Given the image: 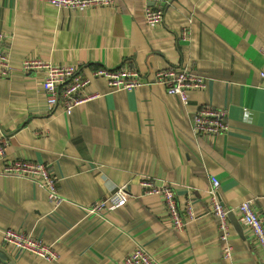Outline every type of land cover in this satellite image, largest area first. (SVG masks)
<instances>
[{
  "label": "crops",
  "instance_id": "crops-1",
  "mask_svg": "<svg viewBox=\"0 0 264 264\" xmlns=\"http://www.w3.org/2000/svg\"><path fill=\"white\" fill-rule=\"evenodd\" d=\"M165 13L149 29L144 9ZM189 31L187 41L181 39ZM0 32L17 70L0 74V127L9 138L0 158V264H123L135 244L161 264H264L261 248L230 215V259L209 213L211 177L229 208L253 201L264 219V0H118L113 8L57 9L36 0H0ZM28 57L75 64L84 76L100 67H129L144 84L113 92L92 78L99 97L72 114L46 110L45 71H19ZM167 67L206 77L182 105L157 81ZM203 107L227 110L225 134L196 136L191 121ZM45 164L56 177L58 207L25 177L3 174L8 161ZM143 177L172 185L182 217L176 230L162 198L147 195ZM125 187L124 207L91 216L86 207ZM12 229L51 245L56 260L3 241Z\"/></svg>",
  "mask_w": 264,
  "mask_h": 264
},
{
  "label": "built area",
  "instance_id": "built-area-1",
  "mask_svg": "<svg viewBox=\"0 0 264 264\" xmlns=\"http://www.w3.org/2000/svg\"><path fill=\"white\" fill-rule=\"evenodd\" d=\"M48 3L57 9L85 10L92 7L113 8L118 0H36ZM165 13L161 9L147 6L144 9L146 26L154 30L164 22ZM189 31L184 30L181 39L187 41ZM7 36L0 32V74L10 77L16 72L17 66L11 63V58L6 48ZM264 57V49L262 50ZM45 71V77L41 82V92L45 99L46 110L51 112L61 108L70 115L73 110L85 103L99 97V94L88 92L92 78H103L106 80L109 89L117 91H133L144 84L142 74L129 67L108 68L100 67L92 72V78L83 75L80 67L75 64H56L52 61H44L40 58L28 57L19 66V71ZM264 80V71L261 72ZM157 81L166 86L170 95L178 97L182 105L190 102V91L203 90L207 86L206 77L201 73H194L183 67H167L157 73ZM227 110L224 108L214 109L203 107L198 109L192 118L191 128L196 136L225 134L229 130L227 123ZM9 145V138L1 131L0 127V158L7 160L6 148ZM3 174L16 177H25L34 182L39 188L48 193L49 201L58 207L62 198L58 191V181L45 164L26 161H8ZM140 185L147 195H158L162 198L172 225L176 230H182L186 222L194 218L192 206L187 205V217H182L178 208L177 197L171 184H157L150 177H143ZM220 181L213 175L211 177V188L209 196V213L218 221L221 239L225 243L223 256L231 258L232 247L229 244L231 214L237 217L239 226L248 232L249 239L256 243L264 254V219L260 217L255 209L253 201H246L236 208H229L221 200L219 194ZM128 194L125 187H121L102 199L95 201L86 207L87 213L91 216H104L106 209H116L127 204ZM3 241L13 248L36 255L47 261L56 260L58 254L51 245H46L30 235L6 229L3 232ZM123 264H161L155 255L140 244H135L133 249L126 255Z\"/></svg>",
  "mask_w": 264,
  "mask_h": 264
},
{
  "label": "water",
  "instance_id": "water-1",
  "mask_svg": "<svg viewBox=\"0 0 264 264\" xmlns=\"http://www.w3.org/2000/svg\"><path fill=\"white\" fill-rule=\"evenodd\" d=\"M234 216V215H233Z\"/></svg>",
  "mask_w": 264,
  "mask_h": 264
}]
</instances>
